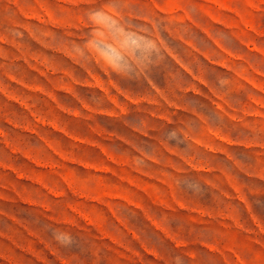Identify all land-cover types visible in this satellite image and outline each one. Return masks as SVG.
<instances>
[{"label":"rangeland","instance_id":"rangeland-1","mask_svg":"<svg viewBox=\"0 0 264 264\" xmlns=\"http://www.w3.org/2000/svg\"><path fill=\"white\" fill-rule=\"evenodd\" d=\"M0 264H264V0H0Z\"/></svg>","mask_w":264,"mask_h":264}]
</instances>
